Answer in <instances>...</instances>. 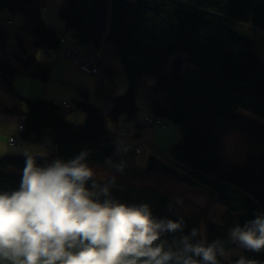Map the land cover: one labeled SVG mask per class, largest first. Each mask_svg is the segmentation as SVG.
<instances>
[{
    "label": "trees",
    "instance_id": "obj_1",
    "mask_svg": "<svg viewBox=\"0 0 264 264\" xmlns=\"http://www.w3.org/2000/svg\"><path fill=\"white\" fill-rule=\"evenodd\" d=\"M62 1L66 6L58 11V17L72 32L77 46L99 53V61L106 45L114 47L127 90L115 98L108 92L109 116L88 102L89 94L83 89V100L74 98L68 105L25 99L27 112L20 138L38 144L49 142L52 148L51 155L38 158V163L68 160L87 150L90 165H99L106 172L97 177L98 181L117 177L113 190L116 198L125 203H150L154 215L160 218L176 219L182 201L194 195L205 196L209 202L203 211L184 218V234L203 226L210 242L226 241L231 227L264 212V125L238 113L243 109L264 120L263 53L256 50L251 39L229 27V21L234 20L264 33V0ZM0 13L18 18L25 35L18 40L22 70L0 58V85L16 94L14 82L20 74L49 81L51 65L42 63L38 55L44 50H58L62 36L46 24L42 6L37 0H0ZM0 47L5 49V32L1 29ZM180 56H184L185 65L175 72L171 64ZM106 74L112 85L111 71L107 69ZM148 77L155 80L147 98L153 120L159 122L150 128L168 119L181 130L182 138L171 146L168 156L160 154L154 143L147 147L143 135L137 94ZM72 109L85 113L83 123L66 119ZM122 117L135 128H131L135 134L130 133L128 138L140 141L133 148L151 152L145 166L134 162L127 166L129 155L114 141L117 134L110 130L109 122ZM237 130L252 139V146L246 162L233 165L224 157L221 137ZM24 159V155L0 157V190L18 188ZM121 163L122 173L114 167ZM183 185L203 192L196 189L197 195ZM215 203L226 208L221 223L203 213ZM166 238L171 241L174 237ZM226 248L235 246L226 243ZM246 255L264 264V252Z\"/></svg>",
    "mask_w": 264,
    "mask_h": 264
},
{
    "label": "clouds",
    "instance_id": "obj_2",
    "mask_svg": "<svg viewBox=\"0 0 264 264\" xmlns=\"http://www.w3.org/2000/svg\"><path fill=\"white\" fill-rule=\"evenodd\" d=\"M124 135H116L121 148ZM46 155L25 152L18 188L0 190V264H258L243 254L233 262L226 243L264 252V212L210 242L203 226L184 234L182 216L160 218L150 203L116 198L117 177L98 181L89 151L39 164Z\"/></svg>",
    "mask_w": 264,
    "mask_h": 264
},
{
    "label": "crops",
    "instance_id": "obj_3",
    "mask_svg": "<svg viewBox=\"0 0 264 264\" xmlns=\"http://www.w3.org/2000/svg\"><path fill=\"white\" fill-rule=\"evenodd\" d=\"M53 3L59 8L62 9L66 6L65 3L59 0H52ZM58 11V10H56ZM56 11H51L49 9L46 10V13L44 14V20L46 24L55 29L56 31H62L65 36L71 35L72 33L68 32L66 24L61 21L58 17V13ZM11 23V22H9ZM20 27L22 26V22L20 21ZM19 27V29H20ZM65 29V30H64ZM20 34H17L16 37L19 39L25 38V35L23 34V31L20 29ZM18 32V33H19ZM6 37V35H5ZM74 45L70 43V41L66 42L65 44L62 42V45L60 49H72L73 51L78 52L81 54L87 61L91 62V64H96L99 61L100 54H95L88 48L79 47L75 43V40L73 42ZM76 45V46H75ZM69 47V48H68ZM6 48V46H5ZM110 45L105 46V60L107 56V51L109 50ZM9 54L8 56L11 58V60L6 59V55H2L0 52V58H4V60L9 61L10 63L14 64L17 63V65L21 66V63L19 61V58H21V52L14 44V47L12 50H9L7 47ZM44 56V55H43ZM115 53L111 50L109 61L110 63H107V69L111 71L112 77L114 79V82L109 87V94L110 97L115 98L122 96L125 91L127 90V83L125 80V77L122 75V71L119 70L117 59L115 57ZM53 60V59H52ZM45 63H48L51 65V77L50 80L47 82H42L34 79H30L26 77L24 74H20L17 76L14 82V90L15 93L14 97L16 99H21L25 102V99H31V100H46L51 102H56L59 104H69L72 99H79L83 100L81 97V90H85L89 94L88 102L91 103L93 106L102 109L103 108V101L100 98L99 94L100 92L97 89V83L95 77L88 72L82 65H78L77 63H72L70 61L64 62V60H59L60 62H53L48 61L47 59H42ZM16 66V65H15ZM17 67V66H16ZM22 67V66H21ZM19 71L22 70V68H18ZM94 78V80H93ZM57 80L59 82H57ZM144 82H147L145 84ZM148 80H144L138 90L137 94V106L139 110L141 109L142 112H145L140 119L151 117L149 114L152 113L151 105L149 99H142L139 100V96H142V92L146 91L147 85H149ZM144 86L143 90L141 88ZM151 88L149 87L147 94L151 92ZM99 96V97H98ZM23 98V99H22ZM26 105V106H25ZM25 105L21 103L20 108L23 110H27V104L25 102ZM10 113V112H9ZM139 115V114H138ZM8 119H5L2 121L1 125L5 128V130L2 128L0 131V157L8 154H25V152L37 154L41 152L47 153L46 156L49 155L51 151V144L49 142H46L47 147H45L43 144L35 143L33 140L29 142H25L23 146H21L18 151L11 150L12 148L9 145V138L10 137H18L21 132L22 125L24 123V120L17 119L15 117H12L11 115H7ZM12 118V119H11ZM85 119V115H76L74 118H72V122L75 124L82 123ZM1 121V120H0ZM116 128L109 124L110 130L114 134H121V133H127V134H133L134 130H132L131 126L124 121V118H120L118 121L115 122ZM120 131V132H119ZM131 131V132H130ZM165 135V138L167 137V134L165 132H161ZM118 134V135H119ZM135 134V133H134ZM160 138L155 137V145H157L159 148L163 144L160 143L158 140ZM135 140L128 138L124 141V146L122 148V151L127 155H129V158L125 162L127 166H130L133 162L136 163L139 166H143V153H135L134 155L130 154L128 151L133 148ZM38 144V145H37ZM170 149V148H169ZM164 153V152H163ZM169 154V150L167 152V155Z\"/></svg>",
    "mask_w": 264,
    "mask_h": 264
},
{
    "label": "rangeland",
    "instance_id": "obj_4",
    "mask_svg": "<svg viewBox=\"0 0 264 264\" xmlns=\"http://www.w3.org/2000/svg\"><path fill=\"white\" fill-rule=\"evenodd\" d=\"M59 1H62V0H59ZM37 3L42 6L44 14L46 13L47 9H49L51 11H56V10L59 11L61 9V8L57 9L59 7H57L55 5V3H53L52 0H37ZM58 11H56V12L58 13ZM9 21L11 23H9ZM19 23H20V20L18 18L12 17L7 13H0V29L3 30L5 32V35H6V37H5L6 48L2 50L0 47V52L2 55H6L7 60H11V58L8 56L9 51H8L7 47L9 48V50H12L14 47V44H16V46H18L19 38L16 36H17V34L21 33V32H19V30H20L19 29V27H20ZM229 27L231 29L237 31L238 33L242 34L243 36L251 39L255 43L256 50H259V49L262 50L263 54H262L261 61L264 65V33L261 32L260 30H257L256 28H254L251 24L241 23V22L234 21V20L229 21ZM57 32H59L60 35L62 36V42L64 44L66 42L70 41V43L72 45H74L73 44V42H74L73 34L65 36L62 31H57ZM111 50L115 53L114 47L112 45H110V48L107 51V56H106L107 63H110L109 58H110ZM74 52H76V51H74ZM58 53H59L58 50H51L50 51L51 57H49L45 53L40 52L38 55V58L44 64H48V63H45L44 61H42V59H47L48 61H53V62H60L57 59ZM76 53H78V52H76ZM115 57L117 59L116 61L118 64V68L120 71H122L121 73L124 76L122 65L119 62L117 56H115ZM66 61H70L72 63H75L74 61H72L70 59L64 60V62H66ZM15 65L17 66V68H22L20 65L18 66L17 63H15ZM147 79H149L148 81L150 82L149 85H147V88L149 89V87H152L154 85L155 80L153 78H150V77H148ZM93 80H94V78H93ZM57 82H59V81L57 80ZM144 83L147 84V82H144ZM143 88H144V86L141 88V90H143ZM148 89L146 91L142 92V96H139V100H142V99L148 100V98H147ZM21 103H23L25 105V102L23 100L16 99L14 97V93L12 91H8L7 89H5L4 87H2L0 85V120H1L0 121V129L2 126V128L5 130V128L3 127V125H1V123L3 120L8 119L7 115H11L12 117H15L17 119L24 120V113H26L27 110H23L22 108H20L19 105H21ZM144 113L145 112H142L141 109L139 110V116L140 117L144 116L143 115ZM238 113L242 117H244L245 119H249V120L254 121L258 124L264 125L263 119L256 117L255 115H253V114H251V113H249L243 109H239ZM76 115H85V113L81 110H75V109L68 110L66 113V119L68 121L72 122V118H74ZM149 116L153 117V113L149 114ZM140 117H139V119H140ZM143 120L144 119H142V118L140 119L142 125H143ZM162 121H163L162 125L159 127L144 129L143 135L145 137V142H148L147 147H149V148H151L150 147L151 143L155 144L154 140H155L156 136H157V138H160L158 140L163 145L160 146V148L159 147H157V148L161 150L160 154H162L163 156H168L167 152H168L169 148H171V146L172 147L175 146L177 143L180 142V140L182 138V134H181L180 128L177 125H175L172 121H170L168 119H163ZM79 124H81V123H79ZM109 124H112L117 130V127H116V124L114 121H110ZM0 132H2V131H0ZM161 132H165L167 134V137L165 138V135L162 134ZM117 134H119V133H117ZM119 135H121V134H119ZM221 142L225 146L224 157L228 163L233 164V165H238V164H243L246 162L247 155L250 152L251 146H252V139L248 135H246L245 133H243L240 130H237V131H234L233 133H231L229 135L222 136ZM139 143H140L139 140L135 141L133 144V147L134 146L138 147ZM23 145H21V146H23ZM43 145L45 147H47L46 142ZM21 146L18 148H10V149L14 150V151H18V149H20ZM122 148H123V146H122ZM128 152L130 154H133V155L137 152H142L143 153L142 155L144 158V161H143L144 165L143 166L146 165L147 159L151 155V152L144 149V148L143 149L132 148ZM51 153H52V151H50L49 156L51 155ZM8 155H24V154H22V153L17 154L16 153V154H8ZM8 155H4V156H8ZM91 166L95 169V171L97 173V177H99L102 173H106L105 170L99 165H91ZM182 188L188 190L189 192H194L197 195L199 194L198 190L199 191L201 190L203 192V190L201 188H192V187H189L186 185H183ZM196 189H198V190H196ZM188 194H190V193H188ZM194 196L190 199L187 198V200L185 202L182 201L181 207L176 209V213L179 216H182L184 218H191L193 216L198 215L201 211H203L202 208H204L205 206L208 205L209 200L205 196H204V198H200V197L197 198ZM225 209L226 208L224 205H222L220 203H215L214 206L211 207V209L204 210L203 213H205V216L208 219H211L213 222L221 223L222 222V215H223ZM202 223H204V221H202ZM228 251H229V254H230L232 260L237 259L240 254H243L247 257L246 252L242 253L240 250H238L236 248L230 249Z\"/></svg>",
    "mask_w": 264,
    "mask_h": 264
},
{
    "label": "built area",
    "instance_id": "obj_5",
    "mask_svg": "<svg viewBox=\"0 0 264 264\" xmlns=\"http://www.w3.org/2000/svg\"><path fill=\"white\" fill-rule=\"evenodd\" d=\"M10 22V21H9ZM46 55L50 56L49 51H42ZM57 59L58 60H72L77 64L82 65L88 72H90L96 79L97 89L100 92L99 96L103 101L102 112L105 116H109L110 114V103L107 100L108 94V85L109 79L106 74L107 64L105 60V56L96 64H91V62L87 61L81 54L74 52L72 49H58ZM98 96V97H99ZM143 124L145 128H150L159 124V122H155L153 117H146L143 120ZM117 145H120L123 141L122 136H116L114 139ZM24 143V140L20 137H11L9 139V144L13 148H18L21 144Z\"/></svg>",
    "mask_w": 264,
    "mask_h": 264
},
{
    "label": "water",
    "instance_id": "obj_6",
    "mask_svg": "<svg viewBox=\"0 0 264 264\" xmlns=\"http://www.w3.org/2000/svg\"><path fill=\"white\" fill-rule=\"evenodd\" d=\"M184 65H185V59H184V56H180V57H177L171 64L172 66V69L175 71V72H180L183 70L184 68Z\"/></svg>",
    "mask_w": 264,
    "mask_h": 264
},
{
    "label": "bare ground",
    "instance_id": "obj_7",
    "mask_svg": "<svg viewBox=\"0 0 264 264\" xmlns=\"http://www.w3.org/2000/svg\"><path fill=\"white\" fill-rule=\"evenodd\" d=\"M108 88H109V85H108Z\"/></svg>",
    "mask_w": 264,
    "mask_h": 264
}]
</instances>
